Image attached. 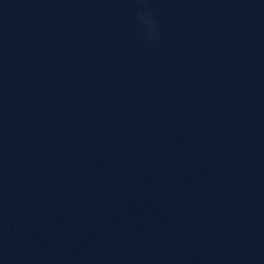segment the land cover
<instances>
[{
    "label": "water",
    "instance_id": "obj_1",
    "mask_svg": "<svg viewBox=\"0 0 264 264\" xmlns=\"http://www.w3.org/2000/svg\"><path fill=\"white\" fill-rule=\"evenodd\" d=\"M0 264H264V0H0Z\"/></svg>",
    "mask_w": 264,
    "mask_h": 264
},
{
    "label": "clouds",
    "instance_id": "obj_2",
    "mask_svg": "<svg viewBox=\"0 0 264 264\" xmlns=\"http://www.w3.org/2000/svg\"><path fill=\"white\" fill-rule=\"evenodd\" d=\"M140 19L143 23V25L145 26L146 31L149 34L154 33V22L151 20V18H149L147 15L145 14H140Z\"/></svg>",
    "mask_w": 264,
    "mask_h": 264
}]
</instances>
